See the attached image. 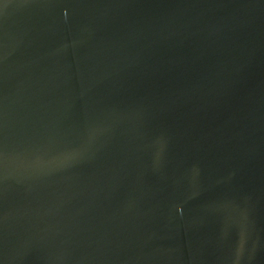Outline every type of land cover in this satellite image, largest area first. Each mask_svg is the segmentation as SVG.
<instances>
[{
	"label": "water",
	"instance_id": "obj_1",
	"mask_svg": "<svg viewBox=\"0 0 264 264\" xmlns=\"http://www.w3.org/2000/svg\"><path fill=\"white\" fill-rule=\"evenodd\" d=\"M0 264H264V0H0Z\"/></svg>",
	"mask_w": 264,
	"mask_h": 264
}]
</instances>
